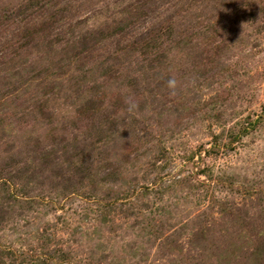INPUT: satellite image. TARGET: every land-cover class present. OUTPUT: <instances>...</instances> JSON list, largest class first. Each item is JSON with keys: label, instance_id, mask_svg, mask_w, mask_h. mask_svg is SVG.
<instances>
[{"label": "rangeland", "instance_id": "obj_1", "mask_svg": "<svg viewBox=\"0 0 264 264\" xmlns=\"http://www.w3.org/2000/svg\"><path fill=\"white\" fill-rule=\"evenodd\" d=\"M0 264H264V0H0Z\"/></svg>", "mask_w": 264, "mask_h": 264}, {"label": "clouds", "instance_id": "obj_2", "mask_svg": "<svg viewBox=\"0 0 264 264\" xmlns=\"http://www.w3.org/2000/svg\"><path fill=\"white\" fill-rule=\"evenodd\" d=\"M175 84H176L175 80H169L168 81L169 87H175Z\"/></svg>", "mask_w": 264, "mask_h": 264}]
</instances>
